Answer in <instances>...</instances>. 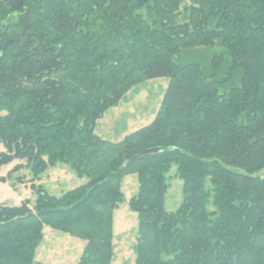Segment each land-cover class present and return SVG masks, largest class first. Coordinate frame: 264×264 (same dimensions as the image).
Here are the masks:
<instances>
[{"label": "trees", "instance_id": "trees-1", "mask_svg": "<svg viewBox=\"0 0 264 264\" xmlns=\"http://www.w3.org/2000/svg\"><path fill=\"white\" fill-rule=\"evenodd\" d=\"M159 78L148 126L94 134ZM0 112V168L21 162L8 177L28 171L35 195L0 206V264H40L45 226L85 243L78 264H111L128 175L135 264H264V0H0ZM58 163L87 182L50 196L35 182ZM172 167L183 202L169 213Z\"/></svg>", "mask_w": 264, "mask_h": 264}, {"label": "rangeland", "instance_id": "rangeland-1", "mask_svg": "<svg viewBox=\"0 0 264 264\" xmlns=\"http://www.w3.org/2000/svg\"><path fill=\"white\" fill-rule=\"evenodd\" d=\"M169 80L159 78L135 86L119 101L116 107L107 110L96 122L94 134L104 141L119 143L122 139L139 129L148 126L155 118L161 105ZM4 113L0 112V116ZM5 152L0 144V154ZM21 162L0 168V206L18 207L22 202L33 206L35 195L30 189V174L22 170L8 177L12 168ZM24 178L22 184L16 178ZM4 178V181L1 179ZM22 178V179H23ZM87 182L79 179L68 166L58 163L41 175L36 185H41L50 196L60 197ZM165 210L175 212L183 202V183L179 180L176 167L167 175ZM208 185V184H207ZM209 186V185H208ZM138 184L135 175H128L122 180L121 191L124 201L113 212L112 245L114 257L111 264H135L134 246L137 239L138 219L128 205L137 193ZM43 238L35 251L34 260L40 264H78L85 243L70 235L43 228Z\"/></svg>", "mask_w": 264, "mask_h": 264}, {"label": "water", "instance_id": "water-1", "mask_svg": "<svg viewBox=\"0 0 264 264\" xmlns=\"http://www.w3.org/2000/svg\"><path fill=\"white\" fill-rule=\"evenodd\" d=\"M157 150H146V151H143L140 155H149V154H152V153H155Z\"/></svg>", "mask_w": 264, "mask_h": 264}]
</instances>
